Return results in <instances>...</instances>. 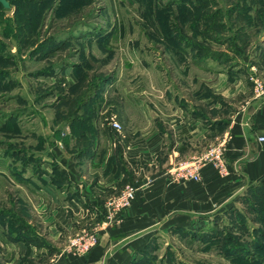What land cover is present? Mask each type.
<instances>
[{
  "label": "rangeland",
  "instance_id": "374dc122",
  "mask_svg": "<svg viewBox=\"0 0 264 264\" xmlns=\"http://www.w3.org/2000/svg\"><path fill=\"white\" fill-rule=\"evenodd\" d=\"M7 2L8 9L0 4V264H25L34 263V257H22L27 245L35 248L34 256L39 248L55 256V244L63 247L70 235L86 227L66 230L59 224L58 237L59 232L39 223L36 191L26 186L27 170L42 169L38 151L57 146L60 139L59 150L65 152L66 142L86 133L85 124H152L157 113L170 119L177 105L196 100L204 87L207 109L223 91L236 93L241 83L252 88L253 80L226 82L220 74L233 76L240 70L236 63L245 53L235 52L237 35L241 45L260 33H236L246 24L244 12H234L237 6L242 10L238 0ZM234 96L225 100L238 102L242 93ZM231 108L236 107L222 108L221 115ZM33 155L29 161L27 156ZM50 169L61 167L52 162ZM260 204L250 203L254 209L244 206L245 211L241 202L236 206L241 214L252 212L251 219L264 222V197ZM235 217L234 210L227 211L223 220L193 229H204L203 238L173 230L161 233L148 251L151 255L145 258V253L140 262L264 264V253L237 256L234 247L251 243L256 229L261 235L264 226L254 224V229L250 222L248 228L237 227L231 223ZM21 232L31 239L42 234L46 245L25 242ZM70 245L67 252L86 255Z\"/></svg>",
  "mask_w": 264,
  "mask_h": 264
},
{
  "label": "crops",
  "instance_id": "0c3cea01",
  "mask_svg": "<svg viewBox=\"0 0 264 264\" xmlns=\"http://www.w3.org/2000/svg\"><path fill=\"white\" fill-rule=\"evenodd\" d=\"M263 4L264 0H246L244 32L260 33V37L241 45L238 37L232 41L235 52L239 49L245 55L237 60L240 70L233 76L220 74L226 82H252V78H258L264 84V25L258 19L259 13H264ZM240 29L236 32H242ZM254 85L249 89L241 83L236 93L221 92V98L215 97L219 102L210 109L204 87L196 92V100L177 105L170 119L159 118L157 113L151 117L152 124H122L120 131L110 124H85L86 133L66 142L65 152L59 150L60 139L56 140L57 146L50 144L48 150L38 151L42 169L27 170L26 186L36 191L39 223L47 225L51 233L59 232L58 237L62 234L59 224L66 230L86 226L80 234L91 231L97 222L106 227L99 234V243L84 256L67 252L69 242L78 233L70 235L61 248L55 244L54 257L42 248L36 249L34 256L35 248L27 245L30 249H24L22 257H34L30 259L34 263L25 264H37L36 257L38 264H134L156 244L161 233L205 228L214 219L223 220L227 211L238 212L236 205L240 202L242 211L244 206L254 209L244 203L254 196L258 200L264 197V94H258ZM241 93L238 102L225 100ZM227 105L236 108L221 115ZM221 120L226 123L219 125ZM219 143H224L226 149V174L201 161L199 181L174 180L173 170L179 165L202 158ZM74 147L78 150L73 151ZM27 158L32 161L34 155ZM52 162L61 170H49ZM131 187L137 190L131 207L108 225L105 202ZM244 214L246 225L259 223L251 219L252 212ZM44 238L38 233L28 241L44 247ZM13 264H21V260Z\"/></svg>",
  "mask_w": 264,
  "mask_h": 264
},
{
  "label": "built area",
  "instance_id": "2783aa9c",
  "mask_svg": "<svg viewBox=\"0 0 264 264\" xmlns=\"http://www.w3.org/2000/svg\"><path fill=\"white\" fill-rule=\"evenodd\" d=\"M256 85V91L258 94H264V84L258 78H252ZM116 130H121L122 126L118 122L114 121L110 124ZM264 141V137L261 138ZM225 145L219 143L207 150L205 155L198 160H194L190 163L179 165L173 170V177L176 182L188 183L199 181L201 178V161L208 162L222 175L228 172L225 162ZM137 190L135 188H128L117 196L109 198L104 205V212L107 217V224L113 223L116 218L124 214L132 205L136 198ZM106 227L105 223L97 222L95 227L89 231L79 235L77 238L71 241L70 248L75 247L78 254H87L90 252L99 242V234Z\"/></svg>",
  "mask_w": 264,
  "mask_h": 264
},
{
  "label": "trees",
  "instance_id": "16d2710c",
  "mask_svg": "<svg viewBox=\"0 0 264 264\" xmlns=\"http://www.w3.org/2000/svg\"><path fill=\"white\" fill-rule=\"evenodd\" d=\"M240 3H242V10L239 8V6H237L235 8V13H239V16L243 15V12H244V15H245V9H246V0H238ZM1 4V3H0ZM2 5V4H1ZM3 6V5H2ZM244 7V8H243ZM263 7H264V4L262 5V10H263ZM4 8V7H3ZM239 8V9H238ZM241 11V12H240ZM262 23L261 25H264V13L263 12H260L259 13V18H258ZM246 23H247V20H246ZM246 25V24H245ZM244 26H241V29L242 31H244ZM238 33V32H236ZM237 37L239 38V36L237 35ZM238 52V51H237ZM226 122L225 121H220L219 122V125L220 124H225ZM262 198L259 197V200L255 197V200L252 201V200H247V202L250 203H255V206H256V203H257V206H260V201H261ZM245 201V200H244ZM246 202V203H247ZM247 203V205H249ZM252 206V205H250ZM240 215L239 219H235L233 222V224H235L237 227H246L248 228V225H246V220H245V214H241L240 212H236ZM256 221H258L259 223L258 224H261V226L263 227L264 226V222L262 221L261 218H257ZM238 222H241V223H238ZM254 229L256 228L255 226H253ZM204 229H201V230H198V231H187V230H184V229H178L176 230V232L178 233H182V234H188V235H191V236H198L199 238H203L202 236H205V233L203 231ZM259 231L261 232V230L259 229H256V234L253 235V239L251 240V243H248L246 244L245 246H243L240 242H238V244H235L234 247H235V251L237 252V256L239 255H242V254H252L253 256L254 255H258V254H262L264 253V232L261 233V235L259 234ZM21 237H24V238H27L26 240L24 241H28L29 239V236L25 234V232H21ZM149 249L145 252L146 255H145V258H148L149 255H151L149 252ZM234 255V256H236ZM264 255V254H263ZM238 260V259H237ZM134 264H141V262H135Z\"/></svg>",
  "mask_w": 264,
  "mask_h": 264
},
{
  "label": "water",
  "instance_id": "95a60500",
  "mask_svg": "<svg viewBox=\"0 0 264 264\" xmlns=\"http://www.w3.org/2000/svg\"><path fill=\"white\" fill-rule=\"evenodd\" d=\"M0 3L3 5L4 8L8 9L10 7L9 3L7 0H0Z\"/></svg>",
  "mask_w": 264,
  "mask_h": 264
}]
</instances>
